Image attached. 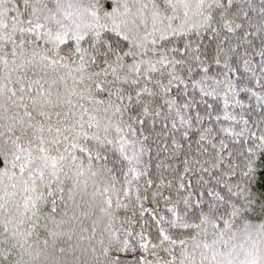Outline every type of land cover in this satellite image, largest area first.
<instances>
[{
	"label": "snow or ice",
	"instance_id": "obj_1",
	"mask_svg": "<svg viewBox=\"0 0 264 264\" xmlns=\"http://www.w3.org/2000/svg\"><path fill=\"white\" fill-rule=\"evenodd\" d=\"M0 264H264V0H0Z\"/></svg>",
	"mask_w": 264,
	"mask_h": 264
}]
</instances>
